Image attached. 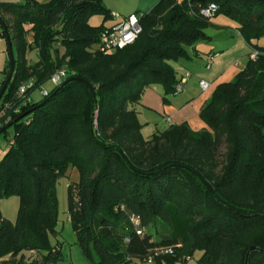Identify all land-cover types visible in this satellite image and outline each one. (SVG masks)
Wrapping results in <instances>:
<instances>
[{"label": "trees", "instance_id": "obj_1", "mask_svg": "<svg viewBox=\"0 0 264 264\" xmlns=\"http://www.w3.org/2000/svg\"><path fill=\"white\" fill-rule=\"evenodd\" d=\"M211 5L218 8L213 18L235 22L261 55L234 83L217 87L201 112L207 129L174 125L146 140L133 106L153 84L163 87L165 105L178 95L170 63L190 59L188 48L210 41L212 19L201 11ZM97 15L103 23L93 26ZM114 18L103 0L0 3L18 52L3 101L32 78L44 87L57 70L70 74L67 84L8 122L17 132L0 161V196L18 197L19 211L14 223L0 212V264L63 261L51 237H58L56 187L70 168L80 179L68 188L69 215L87 264H131L171 247L174 253L159 254L155 264L188 263L197 252L198 264H264V47L257 44L264 38V0H159L141 16L133 45L107 56L94 52ZM31 49L38 53L32 66ZM9 69L8 62L1 87Z\"/></svg>", "mask_w": 264, "mask_h": 264}, {"label": "rangeland", "instance_id": "obj_2", "mask_svg": "<svg viewBox=\"0 0 264 264\" xmlns=\"http://www.w3.org/2000/svg\"><path fill=\"white\" fill-rule=\"evenodd\" d=\"M4 1V2H1ZM13 0H0V3H6ZM45 1V0H43ZM47 1V0H46ZM183 1V0H181ZM159 0H103V5L109 9L112 13L124 17L130 16L132 13H138L139 15H144L149 13L152 8H154L158 4ZM14 3V2H13ZM46 3V2H41ZM4 18L9 22L10 25L13 24L12 19L8 15H4ZM228 21L227 18L222 17ZM230 22V20H229ZM90 23L93 26H100L103 23L102 16H93L90 19ZM109 23V22H107ZM236 24V23H235ZM212 31H209V34ZM215 32V31H213ZM208 34V35H209ZM233 34L237 37V32L233 29ZM29 42H31L30 36H28ZM206 45L207 42H199L197 45ZM58 55L64 54V49L57 45L56 47ZM15 56H18L17 48L14 47ZM188 53L191 59H181L178 62H173L172 67L175 69L176 78L180 80L181 76L185 75L187 71L193 72L192 67V60H195L197 64L203 65L202 59L194 57L192 49L188 50ZM26 60L30 66L34 65L38 61V53L36 49H31L26 54ZM9 57H8V50H7V43L6 39H2L0 42V78L4 79V71L8 65ZM197 65L198 67H200ZM203 68V67H202ZM189 72V73H191ZM34 79V78H33ZM47 90H51L52 87L50 83H47L44 86ZM1 88V86H0ZM149 88L153 90L162 91V86L159 84H153ZM147 88L146 90H148ZM145 90V92H146ZM144 92V93H145ZM38 92H34L33 95ZM144 93L141 96V99L144 96ZM164 96V91H162L161 99ZM16 98V93L11 98L12 106L10 109L4 111L2 117L0 118V125L3 127L5 124L11 120V114L15 112L17 106V101H13ZM141 99L138 104L133 106L135 109L137 121L141 126V134L143 137L148 138L155 134H160L165 132L168 129L166 125V121L164 116H160L156 111H149L143 107V103ZM1 106V104H0ZM131 108V107H130ZM94 126L98 129V122L95 121ZM16 128L14 126L10 127L5 134L0 135V161L4 158L6 153L11 148V143L15 140L16 136ZM225 148L221 150V153H225ZM221 170V169H219ZM80 179V175L77 169L70 168L67 177L62 178L59 183L57 184V197L59 202V219H58V226L57 232L58 237H51V243L53 246H56L57 243H60L62 246V255L63 261L60 264H87L86 260L84 259L80 248L76 245V234L74 232V228L72 222L70 220L69 215V195H68V188L69 185L73 183H78ZM19 211V198L16 196L11 197H1L0 196V212L1 214L11 222H16L17 216ZM152 233L154 232L153 229L150 230ZM27 260H34L37 259L40 261L41 255L35 252H25L23 254ZM202 253L197 252L193 259L188 263H178V264H198L199 259L201 258ZM21 259V257H19Z\"/></svg>", "mask_w": 264, "mask_h": 264}, {"label": "crops", "instance_id": "obj_3", "mask_svg": "<svg viewBox=\"0 0 264 264\" xmlns=\"http://www.w3.org/2000/svg\"><path fill=\"white\" fill-rule=\"evenodd\" d=\"M22 1L23 0H13L14 3H20ZM36 1L39 3H49L51 0ZM13 2L10 1L6 3ZM132 15L139 14L132 13L130 16ZM114 16L115 18L108 21L109 23L106 22L107 27L110 28L117 23V16L120 19L126 18L116 14H114ZM222 17L223 16L212 18L211 26L207 30V34H209V31H212L208 35L210 41H206L208 44L200 46L195 45L192 48H188V50L192 49L196 60L197 58L202 59L203 65L200 64V66L195 60H192L193 72L187 71V73L191 72V78L185 83L183 92L175 96H170L169 105H165L163 98L161 99L162 91H164L163 87L161 92L149 88L141 99L145 109L156 111L160 116H164L168 128L170 127L168 120H171L173 124L177 126L187 124L195 132L207 129V125L201 119L202 110L213 101L217 87L222 84L234 83L237 76L246 68L250 60L249 55L251 53V48L240 35L238 25ZM233 29L236 30L237 37L233 34ZM257 44L264 47V38L259 40ZM212 53L218 54V57L214 60L211 70H206V58ZM170 64L172 65V63ZM185 75L181 76L180 80L185 77ZM202 80L211 85L209 90L203 91L201 89L199 83ZM33 98L36 101L40 100L41 96L39 92L35 93ZM151 137L144 138L149 140Z\"/></svg>", "mask_w": 264, "mask_h": 264}, {"label": "built area", "instance_id": "obj_4", "mask_svg": "<svg viewBox=\"0 0 264 264\" xmlns=\"http://www.w3.org/2000/svg\"><path fill=\"white\" fill-rule=\"evenodd\" d=\"M218 10L216 5H211L208 8H205L201 11V15L206 19H212ZM117 23L106 29L100 37L99 44L96 46V48L93 50L94 52H98L102 55H111L114 53H117L118 51H122L126 49L127 47L133 45L139 38V36L142 33V28L140 25L141 16L139 15H132L125 19H120L118 16ZM4 36L3 28L0 25V42ZM261 55V53L257 50H251V53L249 55L250 60L256 61L258 57ZM218 57V54L212 53L209 54L206 58V64L205 69L211 70L214 60ZM70 74L67 70V68H62L57 70L53 76L51 77L49 83L52 86V88L59 87L69 78ZM191 78V74L187 73L185 77H183L180 82L178 83L176 87V91L178 94L183 92L184 85ZM1 78H0V84H1ZM35 79H30L26 82H23L18 90L16 91V98L13 99V101H17V108L15 110V114L20 113L22 108L28 107L33 102V93L39 92L41 99L47 97L49 95V90H47L45 87H37ZM200 87L203 91H207L210 89L211 85L202 80L200 81ZM11 101H1L0 106V118L2 117L4 111L10 109L12 106ZM168 123L170 126H174L173 122L171 120H168ZM1 128V125H0ZM14 144V141L11 143V146ZM131 222L133 223V226L137 230L138 235H142L143 230L141 228V221L138 217L132 216ZM174 253V248H161L157 249L155 251V254L150 256L144 261L139 260H133L131 264H155V257L159 254L163 255H171ZM190 261V258L187 259Z\"/></svg>", "mask_w": 264, "mask_h": 264}, {"label": "water", "instance_id": "obj_5", "mask_svg": "<svg viewBox=\"0 0 264 264\" xmlns=\"http://www.w3.org/2000/svg\"><path fill=\"white\" fill-rule=\"evenodd\" d=\"M0 25L3 28V31L5 33V39H6V43H7V50H8V57H9V65H10V69H9V74L4 82V84L2 85V87L0 88V103L3 99V97L5 96L9 84L11 83L15 71H16V59H15V55H14V51H13V45H12V40L10 35L8 34V29L7 27L2 23L1 19H0ZM69 81H66L65 84H67ZM90 91L93 92V86L89 85ZM24 116L20 117L18 120L22 119ZM17 120V121H18ZM15 122L8 124L7 126H5L2 131L0 132V135L7 131L10 127H12L14 125Z\"/></svg>", "mask_w": 264, "mask_h": 264}]
</instances>
